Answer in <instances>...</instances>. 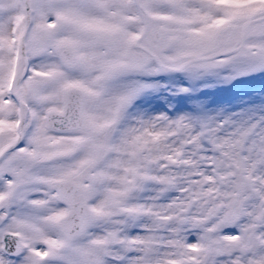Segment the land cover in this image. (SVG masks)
<instances>
[{
  "label": "snow or ice",
  "instance_id": "1",
  "mask_svg": "<svg viewBox=\"0 0 264 264\" xmlns=\"http://www.w3.org/2000/svg\"><path fill=\"white\" fill-rule=\"evenodd\" d=\"M0 264H264V0H0Z\"/></svg>",
  "mask_w": 264,
  "mask_h": 264
},
{
  "label": "rangeland",
  "instance_id": "2",
  "mask_svg": "<svg viewBox=\"0 0 264 264\" xmlns=\"http://www.w3.org/2000/svg\"><path fill=\"white\" fill-rule=\"evenodd\" d=\"M257 87H259V83H257V85H256Z\"/></svg>",
  "mask_w": 264,
  "mask_h": 264
}]
</instances>
